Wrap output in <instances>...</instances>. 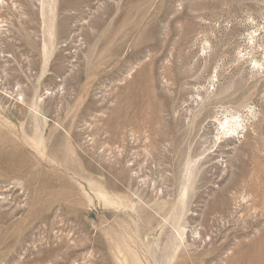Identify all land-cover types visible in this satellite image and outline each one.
I'll return each mask as SVG.
<instances>
[{
  "label": "rangeland",
  "instance_id": "374dc122",
  "mask_svg": "<svg viewBox=\"0 0 264 264\" xmlns=\"http://www.w3.org/2000/svg\"><path fill=\"white\" fill-rule=\"evenodd\" d=\"M0 264H264V0H0Z\"/></svg>",
  "mask_w": 264,
  "mask_h": 264
}]
</instances>
